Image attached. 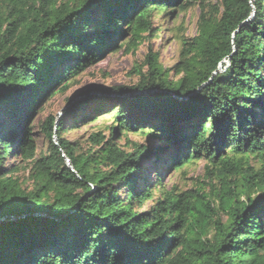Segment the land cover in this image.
I'll use <instances>...</instances> for the list:
<instances>
[{
    "label": "trees",
    "instance_id": "1",
    "mask_svg": "<svg viewBox=\"0 0 264 264\" xmlns=\"http://www.w3.org/2000/svg\"><path fill=\"white\" fill-rule=\"evenodd\" d=\"M191 8L198 35L172 69L149 50L137 85L93 106L67 100L36 154L31 124L49 99ZM99 116L108 134L79 153L63 135ZM129 134L157 144L125 150ZM7 158L30 164V191ZM198 161L208 189L165 188ZM2 219L0 264H264V0H0Z\"/></svg>",
    "mask_w": 264,
    "mask_h": 264
},
{
    "label": "rangeland",
    "instance_id": "2",
    "mask_svg": "<svg viewBox=\"0 0 264 264\" xmlns=\"http://www.w3.org/2000/svg\"><path fill=\"white\" fill-rule=\"evenodd\" d=\"M212 4H216L218 0H210ZM200 10L198 8H191L187 12L181 13L175 20H162L159 17L156 23L159 24L160 34L157 37L149 38L145 44L140 46L135 53L120 50L117 53L108 54L96 66L89 68L85 72L79 74L75 79L71 80L69 89L64 94H56L49 99L42 109L36 113L31 124L33 139L36 143V154L43 155L48 151V140L45 139L41 132V124L48 118H56L61 120L64 109L67 106V100L80 101L81 97L86 96L91 100L89 105L93 106L94 103H105L107 99H113V95L108 92L109 89L114 87H132L137 85L140 77L137 75V70L140 69L143 77L146 78V68H142V62L145 55L152 50L157 53L159 62L164 69L170 70L178 61V54L181 48V40H188L198 35V21ZM140 67V68H139ZM169 78L176 81L179 76H175L174 72H170ZM80 99V100H79ZM95 105V104H94ZM91 111L85 108L80 112L77 117L90 115ZM99 116L95 123L90 125L79 124L78 129L68 131L65 133L64 139L74 144L78 148L79 153H84L88 150L89 144L87 143L88 137L103 130L106 135V129L111 125L110 114ZM127 140L131 143L126 145L125 137H122L118 142L121 148L125 150L132 149V144L142 145H156V140H147L145 136L137 134L127 135ZM53 143L57 144L58 136L55 135L52 139ZM7 166L13 165L16 169L14 177H16L22 184V188L30 191L33 188L30 179V164L22 162L17 159L7 158ZM68 163V162H67ZM259 161L253 159L251 166L254 168L259 167ZM204 161H198L195 165H191L186 174L182 175L179 171H173L169 175L163 177V185L168 190L172 185H176L180 191H194L199 187L208 189V179L204 171ZM152 179V177H150ZM216 184V183H215ZM217 185V184H216ZM152 203L148 202L143 211L149 210Z\"/></svg>",
    "mask_w": 264,
    "mask_h": 264
},
{
    "label": "water",
    "instance_id": "3",
    "mask_svg": "<svg viewBox=\"0 0 264 264\" xmlns=\"http://www.w3.org/2000/svg\"><path fill=\"white\" fill-rule=\"evenodd\" d=\"M82 98H86V96L81 97V99H82ZM79 100H80V99H79ZM3 221H5V219L0 220V222H3Z\"/></svg>",
    "mask_w": 264,
    "mask_h": 264
}]
</instances>
